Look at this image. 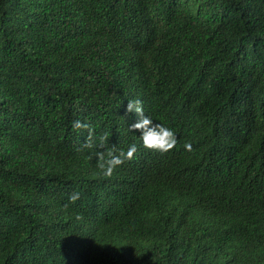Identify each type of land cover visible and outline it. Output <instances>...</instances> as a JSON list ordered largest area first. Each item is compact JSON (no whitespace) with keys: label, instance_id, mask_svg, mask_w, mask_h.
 Here are the masks:
<instances>
[{"label":"trees","instance_id":"16d2710c","mask_svg":"<svg viewBox=\"0 0 264 264\" xmlns=\"http://www.w3.org/2000/svg\"><path fill=\"white\" fill-rule=\"evenodd\" d=\"M0 264H264V0H0Z\"/></svg>","mask_w":264,"mask_h":264},{"label":"clouds","instance_id":"9594fccd","mask_svg":"<svg viewBox=\"0 0 264 264\" xmlns=\"http://www.w3.org/2000/svg\"><path fill=\"white\" fill-rule=\"evenodd\" d=\"M126 112L136 114L137 121L129 127V131H139L141 133L139 138L145 149L163 154L176 147L177 138L174 131L162 124L153 123V120L144 114L142 103L139 100L128 101ZM82 126L87 127V125H82L80 121L73 122L74 129H79ZM184 149L186 151H191V143L186 142L184 144ZM135 153L136 146L130 145L126 152L121 151L119 155L110 154V158L101 163L100 167L106 176H110L112 171H114L116 167L122 165L125 160L133 159ZM100 159H103L102 154H100ZM69 199L71 202H74L78 199V194L74 193Z\"/></svg>","mask_w":264,"mask_h":264}]
</instances>
